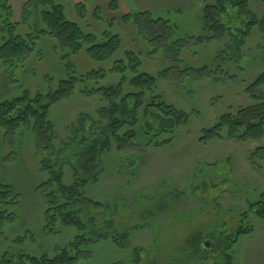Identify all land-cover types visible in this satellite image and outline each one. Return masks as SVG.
I'll list each match as a JSON object with an SVG mask.
<instances>
[{"label":"rangeland","instance_id":"1","mask_svg":"<svg viewBox=\"0 0 264 264\" xmlns=\"http://www.w3.org/2000/svg\"><path fill=\"white\" fill-rule=\"evenodd\" d=\"M70 1L87 6L84 17L79 18L73 6L61 0L71 21L98 39L103 31L117 35L121 41L117 58L123 59L125 51L139 53L137 72L157 79L153 94L145 93L137 102L135 125L131 118L132 99L120 103L121 98L135 91L128 84L131 73L124 74L126 81L117 90L115 87L123 75L111 71L112 60L91 62L84 51L61 60L63 53L53 47L54 41L51 44L46 39L41 46L43 60L37 63L32 58L26 70L14 72L13 78L19 83L0 80V101H3L24 91L31 95L53 93L58 90L60 79L101 68L100 78L87 81L84 86H110L116 91L112 98L105 99L100 94L85 96L76 90L72 96L59 100L50 113L58 139V170L63 174L64 184L76 189L79 217L86 224L85 233L93 240L87 248L89 257L77 264H218L220 252H203L201 244L209 240L217 249L225 246V239L237 228L239 216L247 211L248 203L264 195V160L249 159L256 147L264 145V140L244 144L225 138L204 142L199 139L202 131L213 127L221 115L250 104L245 90L264 65L245 66L240 61L243 52L244 56L256 54L260 37L254 33L244 46L232 50L215 41L203 42L201 39L207 40L208 32L201 27L202 4L191 0H115L119 5L116 11L108 8L112 0ZM246 1L258 17L264 16V1ZM16 4L13 20L19 21L21 3ZM146 10L168 20L177 38L194 40L182 51L184 64L192 69L207 66L213 71V58L223 51L222 55L234 62L233 66H225L231 68V74L220 76L217 83L211 79L212 73L204 79L193 80L189 76L175 81L160 79L158 74L165 67L161 54H149L152 47L147 48L133 26L120 23L122 15ZM84 86L80 84L81 89ZM153 96L186 117V122L177 126L173 134L166 131L158 137L157 141H161L172 136L171 142L162 147H155L141 137V124L146 119L144 108ZM125 104L128 106L122 110ZM112 114L120 116V133L136 131L137 147L116 149L110 136ZM90 119L93 127L89 128L87 138L100 135L105 148L99 158L101 168L97 178L86 180L79 187L73 180L71 162L78 160L84 150L81 130ZM146 122L153 128L159 123L153 118ZM1 136L0 181L14 186L21 202L16 218L0 224V264H31L26 258L20 259L23 254L52 259L59 249L72 243L77 232L71 227H56L53 234L46 232V206L38 186L47 179V174L39 170L29 130L20 128L15 137L4 141ZM93 203H100L101 207L96 208ZM248 218L252 231L232 246L233 264H264V225L252 215Z\"/></svg>","mask_w":264,"mask_h":264},{"label":"trees","instance_id":"2","mask_svg":"<svg viewBox=\"0 0 264 264\" xmlns=\"http://www.w3.org/2000/svg\"><path fill=\"white\" fill-rule=\"evenodd\" d=\"M67 5H72L79 18L84 17L87 6L84 3H73L65 0ZM70 1V2H69ZM196 4H202L201 27L207 31V40L203 42L215 41L222 44L223 48L233 49L244 46L254 33L260 37L261 42L255 48L256 54L244 52L240 63L248 66L252 63L258 66L264 65V16L258 17L250 8L246 0H191ZM264 1V0H258ZM21 3L20 20L14 21L16 3ZM111 11L119 9L117 1L112 0L108 4ZM96 19L101 20L99 16ZM109 24L113 20L108 21ZM121 24H131L137 36L148 46L152 47L149 54L159 52L165 66L158 77L160 79L175 81L181 76H189L204 79L210 77L211 73L218 77L211 79L218 82L224 76H229L234 62L225 55L223 51L213 58L214 70L210 71L207 66L192 69L184 64L182 51L191 42V37L177 38L174 26L166 19L155 17L151 11H139L127 13L120 17ZM255 35V34H254ZM253 35V36H254ZM53 41L54 48L61 53V60H67L70 56L79 55L85 52L87 59L95 63H105L112 60L111 71L122 74L123 77L116 85V89L126 81L124 74L131 73L128 80L129 86L135 90L133 93L120 99L123 105L128 99H132L131 109L133 125H135V109L137 102L145 93L153 94L157 85L156 77L145 73L137 72L139 53L125 51L123 59L117 58L121 49V41L118 36L109 31H103L100 39L92 33H85L76 22L71 21L65 11V6L61 0H0V80L8 83H19L14 72L24 69L30 64L32 58L37 63L44 57L42 42ZM199 42L200 39H196ZM194 41V40H193ZM239 63V62H238ZM239 63V64H240ZM239 68L243 69L238 65ZM70 68V63H67ZM218 73H217V72ZM103 69H89L78 75L72 74L60 79L58 90L53 93H35L31 95L24 91L22 95L0 101V135L2 140L15 137L20 128L28 129L31 134V141L34 146L35 155L38 158L39 170L47 174V179L38 186V192L42 197V202L46 206L44 212L45 229L48 234L55 233L60 227H71L77 232L72 243L59 249L54 258L42 256L40 259L23 254L20 259L26 258L31 264H77L89 257L87 248L90 235L85 233L86 224L79 217V199L76 196V189L63 182V174L58 170L59 147L56 145L57 133L50 113L55 104L64 98L74 94L76 90L85 96L102 95L105 99H110L115 95L114 87L106 86L93 88L84 86L87 81H94ZM196 76V77H194ZM84 87L80 88V84ZM245 94L249 100L246 107L239 106L234 112L226 113L219 117L213 127L204 129L200 141H208L214 138H225L244 144L260 143L264 140V67L262 72L255 77L252 83L246 88ZM155 97H150L147 106L144 108L146 119L141 124V137L147 139L146 142L153 143L155 147H162L171 142L172 136L157 141L163 132L173 134L177 126L186 122V117L174 111L170 107H165ZM126 105V104H125ZM128 105L122 107L126 110ZM123 113V112H122ZM148 116V117H147ZM127 118V117H126ZM148 118L156 119L158 126L153 128L146 122ZM84 124L87 120H83ZM110 136L118 151L130 150L138 146L135 140L138 134L135 130L120 133V116L112 114L109 118ZM125 123V122H124ZM123 123V124H124ZM128 123V122H126ZM82 135L80 142L83 151L79 154L78 160L71 162L73 180L79 187L85 185L86 180L97 178L99 158L104 151V138H87L90 133L89 128L93 127L91 119L88 125H82ZM90 137V136H89ZM6 160V158H3ZM251 161L264 160V145L258 146L249 155ZM257 164H259L257 162ZM262 168V166H259ZM20 194L14 186L0 181V224L5 221H12L16 218V210L20 205ZM96 208L101 204L93 203ZM249 215L259 220L264 225V195L258 201L248 203V209L239 216L240 223L237 228L230 232V236L225 239L226 245L223 247L213 246L212 250H218V264H233L232 246L237 243L242 236L252 231L248 223ZM92 218V217H91ZM94 221V219L92 218ZM90 223V222H89ZM57 227V229H56ZM100 238V235L98 236ZM96 240V239H95Z\"/></svg>","mask_w":264,"mask_h":264},{"label":"water","instance_id":"3","mask_svg":"<svg viewBox=\"0 0 264 264\" xmlns=\"http://www.w3.org/2000/svg\"><path fill=\"white\" fill-rule=\"evenodd\" d=\"M213 243L209 240H205L202 244H201V250L203 252H209L210 250H212L213 248Z\"/></svg>","mask_w":264,"mask_h":264}]
</instances>
